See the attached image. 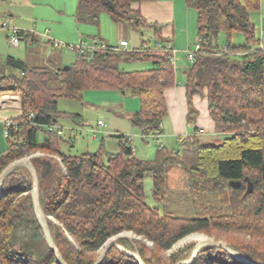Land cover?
Instances as JSON below:
<instances>
[{
	"label": "trees",
	"instance_id": "16d2710c",
	"mask_svg": "<svg viewBox=\"0 0 264 264\" xmlns=\"http://www.w3.org/2000/svg\"><path fill=\"white\" fill-rule=\"evenodd\" d=\"M142 1L150 0H77L74 17L78 23L98 26L101 13H107L113 22H126L141 34L151 29L153 44L143 40L140 47L130 50L106 45L73 51L75 59L66 68L0 56V95L19 96L21 107L20 115L7 127L0 173L12 161L30 156L38 178L39 207L67 264H93L106 240L121 232L139 237H121L118 243L138 252L144 264L189 259L195 248L193 240L165 254L191 233L216 241L225 236L226 245L254 263L264 264V48L249 19V10L260 9L264 0H184L196 11L200 45L183 72L186 119L194 122L197 111L192 98L205 91L215 131L226 134L218 143L200 141L199 134L193 133L177 139L179 149L157 146L153 160H141L135 157L131 140L118 134L116 153L105 152L101 144L94 153L68 155L58 147L62 134L46 127L64 117L79 124L82 121L78 113L61 112L59 100L84 104L86 91L115 90L139 98L140 109L129 119L142 137L162 134L168 113L164 90L177 83V72L170 52L150 49L163 39L160 27L148 23L133 8ZM235 31L244 34L243 45L229 43ZM221 32L227 36L224 46L217 42ZM18 34L27 43L35 41L31 32ZM144 61L151 67H122ZM69 139L67 143L73 144ZM174 164L183 170L193 205L195 197L214 195L213 203L199 205L196 216H177L146 202L144 177L151 176L152 195L163 201L165 173ZM230 180L239 181V187L230 186ZM32 186V175L25 166L12 171L2 183L0 264H60L34 212ZM100 264L138 263L111 246ZM190 264L248 263L221 247L204 246Z\"/></svg>",
	"mask_w": 264,
	"mask_h": 264
},
{
	"label": "rangeland",
	"instance_id": "374dc122",
	"mask_svg": "<svg viewBox=\"0 0 264 264\" xmlns=\"http://www.w3.org/2000/svg\"><path fill=\"white\" fill-rule=\"evenodd\" d=\"M15 2L13 10H19L21 17L26 21L24 29H33L36 25L35 31L37 33H43L44 29H49L52 38V32L56 34H62L68 37L70 40H62L69 45H78L83 42L87 47L93 46L95 41H99L98 37L103 38L108 45H116L121 37H125L129 41L130 49L132 46L140 47L142 41L150 40L151 44L154 43L155 38L153 31L144 30L140 32L132 29L126 22L115 23L111 20L107 13H101L99 19V25L75 23L70 11V7L74 6L77 0H66L64 9V16L59 18L56 5L59 3L56 0H11ZM9 2H0V15L8 20L9 26L18 27L12 24L9 16ZM176 15V40L181 48H175L176 54V67L175 71L178 74L181 73L180 61L184 60V66L187 68L191 62H189L184 52L187 48L194 49V44L197 41L196 36V11L186 6L184 0H177L175 4ZM250 22L254 25L255 38L264 40V5L260 9L249 10ZM23 29V28H21ZM8 33L0 34V56L5 54H13L15 56L22 55L24 58V51H29V47L24 49V44L20 43L18 47L11 45L7 38ZM6 36V37H5ZM76 36L79 40L76 42L73 37ZM75 38V39H76ZM96 39V40H95ZM95 40V41H94ZM217 42L220 46H224L227 42V36L224 32H221L217 38ZM229 43L233 46L243 45L245 43V36L241 32H232L230 35ZM252 49L254 45L252 44ZM46 54V49L43 51ZM63 59L67 62L64 65H69L75 59L73 51L66 49L63 50ZM51 57V56H50ZM180 60V61H179ZM37 63H44L43 60H39ZM129 70H138L151 67L149 62H130L122 65ZM184 71V70H183ZM181 76V75H178ZM183 76V75H182ZM92 91V92H91ZM84 94V104L74 100L61 99L58 101V109L61 112L68 114H81L83 123L86 124L82 131L73 136V144H68L69 129L72 128L73 121L70 117H64L57 121L58 125L63 127L62 139L58 140V147L61 152L68 155H80L82 153L96 152L103 144V149L108 153H116L119 151L118 139L115 135L123 134L127 137H131V145L133 147L135 157L141 160H153L156 155L157 146H164L167 149H179L180 144L176 137L173 135H160L157 143H155L151 136L142 137L139 129L133 126L130 122V115L137 112L140 109L139 98L131 93L121 94L115 90H91ZM102 120L105 123L104 127H98L96 125L97 120ZM191 123H188V127ZM0 145H7V140L3 133H0ZM226 134L212 133L200 134L198 139L200 141H208L210 143H218L221 138H224ZM70 140V139H69ZM143 187L145 192V199L148 205L157 207L160 211L168 210L174 215L183 217L196 216V212L199 209V205L205 203H213V194L200 195L194 198V205L192 198L188 194L186 188V178L183 174V170L180 165L174 164L169 166L165 173V192L166 197L163 201H157L152 195V178L148 174L144 177ZM212 198V199H211ZM194 235V234H193ZM193 235L186 238V241L178 244L174 249L167 252L175 251L178 247L183 246L187 241L193 240ZM204 236L203 234H199ZM206 236V235H205ZM131 237V236H130ZM225 236L221 237L222 241ZM224 241V240H223ZM222 241V242H223Z\"/></svg>",
	"mask_w": 264,
	"mask_h": 264
},
{
	"label": "crops",
	"instance_id": "0c3cea01",
	"mask_svg": "<svg viewBox=\"0 0 264 264\" xmlns=\"http://www.w3.org/2000/svg\"><path fill=\"white\" fill-rule=\"evenodd\" d=\"M27 1L29 0H26V2ZM176 1L177 0L142 1L140 3L133 4V8L139 9L141 15L146 19L148 23H152V24L154 23L158 27H160V32H161V36L163 40H170L175 48H181V47H177L180 45L178 44V40H176V24H177L176 15H175ZM0 2H4V3L9 2L8 3L9 13H10L9 16H11L10 21H12V24H15L16 26H19L24 29V26H26L27 23H25L26 21L21 17L20 14H18L20 13L19 10H13V5H15V2L11 0H0ZM56 2L59 3V5H56L57 6L56 9L60 15L59 18L62 19V16L65 15L64 5H66V0H56ZM75 9H76V2L74 3V6H72V8L70 7V11L68 12V13H71L70 15H72L73 19H75L74 17ZM0 18H4V17L0 15ZM75 23L77 27L78 22H76V20H75ZM35 29H36V25L35 27H33L34 31L31 32L35 37V41H33L32 43L31 42L27 43L25 40L21 41V43L24 44V49L29 47V51H26V49L24 51V58L22 57V55L15 56L13 54H5V56L12 55L30 64H41L37 62H39V60H43L44 58V63H43L44 65H49V64H53L56 66L64 65V63L67 61L63 59V55H62L63 50L52 48L50 43L48 42V38L51 36L50 34L51 31L45 28L44 31L47 30L48 32L46 35H43V33L42 34L37 33ZM24 30L30 32L29 30L31 29H24ZM6 32L8 33L7 30L0 29V34L2 33L6 34ZM52 35L58 39L70 40L68 37L62 34H56L52 32ZM75 38L76 36H74L72 40L76 42L81 37H79L78 39L77 38L75 39ZM98 38H99L98 40L100 41V43L108 45V43L103 38L101 37H98ZM122 39L127 40L125 37H121L119 41ZM119 41L116 45H110V46H118ZM129 47L130 45L128 41V49H130ZM132 48H136V47L132 46L131 49ZM45 49H46V54L43 53ZM179 66H180L179 68H181L182 74H178V72L176 73L177 83L174 86L168 87L164 90V97H165V102H166L168 113L162 122V134H165V131L167 130L166 135H173L174 137H176V139H178L182 136H185L186 134L196 133L198 130H202L201 134H206L208 132L216 133L215 124L208 113V105H207V98H206L205 91L203 94H195L192 98V105L197 111V115L195 116L194 122L191 123L190 125L192 127H188V122L186 119L187 112H188V104H187L186 95H185L186 90L184 86V74H183V72L186 70L184 66V60L180 61ZM123 68L126 70H129L125 67ZM178 75H181V76H178ZM86 92H84V94ZM120 93L125 94L123 92H120ZM20 113H21V107H20L19 96L0 95V133L1 132L3 133L4 123L7 120H11V119L18 117ZM82 122H83V119L80 124L73 122L71 126L72 128L73 127L82 128L86 125ZM194 128H196V130H194ZM6 148H7V145L5 146L0 145V153L5 151Z\"/></svg>",
	"mask_w": 264,
	"mask_h": 264
},
{
	"label": "water",
	"instance_id": "95a60500",
	"mask_svg": "<svg viewBox=\"0 0 264 264\" xmlns=\"http://www.w3.org/2000/svg\"><path fill=\"white\" fill-rule=\"evenodd\" d=\"M64 68L67 67V65L63 66ZM60 69V67H58V70ZM21 166H25L28 168V170L30 171L32 178H33V186H32V191H31V197H32V202H33V207H34V212L37 216V219L39 221V224L41 226V229L44 233L45 239L49 245V247L51 248V250L53 252H55L56 254V258L57 261L60 264H67L61 257V255L59 254V251L57 250L54 241L52 239L50 230L48 228V224L46 221V218L44 217L43 213L41 212V209L39 207V203H38V194H37V184H38V178H37V174H36V170L33 166V164L30 161V156H26L17 160L12 161L11 163H9L0 173V189L2 186V183L4 181V179L15 169H17L18 167ZM230 186H232L233 188H237L240 185L239 181H229ZM193 234H200V233H191L183 238H181L180 240H178L173 246L172 248L169 250L171 251L172 249H174V247H176L178 244L186 241V238L193 235ZM135 237V238H139L138 236L134 235L132 232H121L119 234H116L110 238H108L106 240V242L103 244L102 248H100L99 250V256L98 258L95 260V262L93 264H100V262L102 261L103 257L106 254V251L108 250L109 247L111 246H115L116 248H118L121 251H124L126 253H128L130 256H132L138 264H144L141 257L139 256L138 252L136 251H131L126 249L124 246H122L120 243H118V238L121 237ZM204 238L197 240L196 244H195V248L192 252V255L189 259L187 260H178L177 262H175V264H190L197 256L199 250L204 247V246H218L223 248L226 252H228L232 257H234L235 259L248 263V264H257L254 263L253 261H251L250 259H248L247 257H245L244 255H242L241 253H239L238 251H236L235 249L229 247L228 245H226L224 242L222 241H216L212 238H208L207 236H203Z\"/></svg>",
	"mask_w": 264,
	"mask_h": 264
},
{
	"label": "built area",
	"instance_id": "2783aa9c",
	"mask_svg": "<svg viewBox=\"0 0 264 264\" xmlns=\"http://www.w3.org/2000/svg\"><path fill=\"white\" fill-rule=\"evenodd\" d=\"M0 29H4V30H7L8 31V35H7V38H8V41L11 45H13L14 47H18L19 44L21 43L22 39H21V36L18 34V32H20L21 30H24V29H21V28H18V27H11L9 26V23H8V20L6 18H0ZM30 32H33L34 30H29ZM47 30H45L43 32V35H46L47 34ZM48 42L50 43L51 47L54 48V49H60V50H66V49H69L71 51H78V52H85L87 50H93V49H98V48H106V45L105 44H102L100 43L99 41H95L94 45L93 46H90V47H87L83 42H81L80 44L78 45H69V44H66L62 41H59L55 38H51L49 37L48 38ZM261 43H262V48H264V40L261 39ZM146 46L143 47V49H145ZM200 48V45L199 43L196 41V43L194 44V49L191 50L190 48H187L186 51L184 52V55L186 57V59L190 62H192L194 60V55L195 53L199 50ZM117 49H128V41L125 40V39H122L119 41V45L117 46ZM133 49V48H132ZM151 50H154V51H157V50H165V51H168L171 53V56H170V62L171 64L174 66V68L176 67V54H177V51L175 50L172 42L170 40H157L155 42V44L150 48ZM130 50V49H128ZM12 124V122L10 120H7L5 123H4V134L5 136L7 135V127H9L10 125ZM96 125L98 127H104L105 126V123L102 121V120H97V123ZM47 129L48 130H51V131H56L57 134H63V127L57 125V124H54V123H49L48 125H46ZM83 128V127H82ZM82 128H70L69 129V137L70 139L72 140L73 139V136L74 134L76 135L78 132L82 131ZM202 133V130H198L195 134H201ZM186 136H193V133L192 134H186ZM127 137V136H126ZM153 141L155 143H157L160 135L159 134H155V135H151ZM127 140H131V137H127ZM161 147V146H159Z\"/></svg>",
	"mask_w": 264,
	"mask_h": 264
},
{
	"label": "bare ground",
	"instance_id": "6f19581e",
	"mask_svg": "<svg viewBox=\"0 0 264 264\" xmlns=\"http://www.w3.org/2000/svg\"><path fill=\"white\" fill-rule=\"evenodd\" d=\"M192 237H194L195 240H200L204 238L202 235H199V234H194Z\"/></svg>",
	"mask_w": 264,
	"mask_h": 264
}]
</instances>
